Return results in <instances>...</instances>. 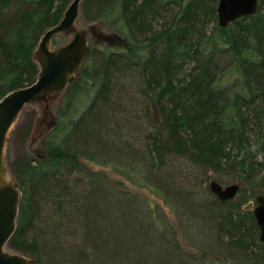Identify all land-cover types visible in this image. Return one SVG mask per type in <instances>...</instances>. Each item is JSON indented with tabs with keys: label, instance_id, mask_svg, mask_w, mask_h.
<instances>
[{
	"label": "trees",
	"instance_id": "1",
	"mask_svg": "<svg viewBox=\"0 0 264 264\" xmlns=\"http://www.w3.org/2000/svg\"><path fill=\"white\" fill-rule=\"evenodd\" d=\"M67 2L0 0V98L35 81L36 44ZM216 5L82 0L83 18L109 33L61 95L43 156L15 163L21 199L8 246L35 264H216L185 251L158 206L79 157L162 199L201 254L264 264L247 206L264 193V0L226 26ZM211 178L238 183V196L220 201Z\"/></svg>",
	"mask_w": 264,
	"mask_h": 264
},
{
	"label": "water",
	"instance_id": "2",
	"mask_svg": "<svg viewBox=\"0 0 264 264\" xmlns=\"http://www.w3.org/2000/svg\"><path fill=\"white\" fill-rule=\"evenodd\" d=\"M81 1L71 0L60 20L42 32L34 50L38 68L35 81L30 85L15 88L0 98V264H35L25 252L15 250L9 253L4 250L16 227L21 199L19 185L4 180V146L7 133L23 107L36 98L62 95L70 79L80 68L89 46L86 38L76 31L74 25ZM258 10L259 0H217V23L226 26ZM61 31L72 35V38L57 49H50L52 37ZM208 187L220 201H226L236 198L240 185H223L212 178ZM252 213L259 229L258 239L264 248V193L255 196Z\"/></svg>",
	"mask_w": 264,
	"mask_h": 264
},
{
	"label": "rangeland",
	"instance_id": "3",
	"mask_svg": "<svg viewBox=\"0 0 264 264\" xmlns=\"http://www.w3.org/2000/svg\"><path fill=\"white\" fill-rule=\"evenodd\" d=\"M70 1L71 0H68L67 5ZM74 25L76 27V31L81 33L86 38L89 45L94 42L103 43V36L109 33L103 23L89 22L83 18L81 4L79 15L76 18ZM71 38L72 35L67 34L64 31L58 32L52 37L49 48L57 49L70 41ZM77 72H79V69ZM60 101L61 95L48 98H36L26 104L19 112L7 133L4 146V180L6 182L18 185L13 174L16 161L36 159L39 156H43L42 138L49 131L53 121L57 117V110ZM150 116L153 122L158 120L157 110L154 106H150ZM26 130H28L27 133H25ZM77 160L82 163L90 173L102 177L111 186L126 188L143 198L151 207L158 206L173 226L177 240L185 251L196 257L212 261L216 264H231L229 260L219 256L218 254H201L195 247L190 246L180 234L174 215L164 204L162 199L154 195L151 191L128 182L110 166L100 165L79 157ZM253 205L254 203L249 202L247 206L249 208H253ZM4 250L9 253L15 252V249L8 246H5Z\"/></svg>",
	"mask_w": 264,
	"mask_h": 264
},
{
	"label": "flooded vegetation",
	"instance_id": "4",
	"mask_svg": "<svg viewBox=\"0 0 264 264\" xmlns=\"http://www.w3.org/2000/svg\"><path fill=\"white\" fill-rule=\"evenodd\" d=\"M256 224V223H255ZM258 235H259V229H258Z\"/></svg>",
	"mask_w": 264,
	"mask_h": 264
}]
</instances>
